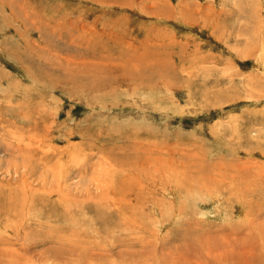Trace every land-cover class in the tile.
Segmentation results:
<instances>
[{"label": "rangeland", "instance_id": "1", "mask_svg": "<svg viewBox=\"0 0 264 264\" xmlns=\"http://www.w3.org/2000/svg\"><path fill=\"white\" fill-rule=\"evenodd\" d=\"M263 227L264 0H0V264H264Z\"/></svg>", "mask_w": 264, "mask_h": 264}, {"label": "bare ground", "instance_id": "2", "mask_svg": "<svg viewBox=\"0 0 264 264\" xmlns=\"http://www.w3.org/2000/svg\"><path fill=\"white\" fill-rule=\"evenodd\" d=\"M210 226H211V225H210ZM222 228H223V227H222ZM239 228H240V227H238V229H239ZM260 228H261V227H260ZM263 228H264V227H263ZM243 229H244V228H243ZM245 229H246V228H245ZM249 229H250V230H249ZM249 229H247V230H249L248 232L251 231V228H250V227H249ZM209 230H210V229H209ZM202 232H203V231H202ZM208 232H209V231H208ZM182 233H183V232H182ZM228 235H230V234H228ZM228 235H227V236H228ZM197 236H198V235H197ZM213 237H215V236H213ZM228 237H229V236H228ZM190 238H192L193 241H191V242H189L188 244L184 245V250H183V252L180 254V257H182V258H191V257H192V256L190 255L191 252H188V251L193 247V245L195 244L194 242H196V244H197L198 241H196V236H195V238H193V236L190 237V235H189V236H186V238H185L186 240H185V241L188 242ZM203 238H204V237H203ZM203 238H202V239H203ZM206 238H207V237H206ZM197 239H198V238H197ZM200 239H201V238H200ZM214 239H215V238H214ZM214 239H212V238L209 237V238L207 239V240H208V241H207V242H208V245H207L206 247L203 246L204 248H202L201 246H200V247H201L202 249H204V250L207 249V250H206V253L209 252L208 249H210V251H211V248H210V245H209V244H211L212 246H215V245H216V244H215L216 242H213ZM190 240H191V239H190ZM215 240L217 241V239H215ZM263 240H264V238H263ZM199 241H200V240H199ZM186 242H185V243H186ZM209 242H210V243H209ZM199 244H204V243L202 242V243H199ZM262 244H264V242H263ZM187 245H188V248H186ZM216 246H217V245H216ZM216 246H215V247H216ZM200 247H199V248H200ZM216 248H217V247H216ZM238 248H239V249H245V248H246V244H240ZM194 249H195V248H193V250H194ZM204 250H203V251H204ZM203 251H202V252H203ZM179 253H180V251H179ZM195 253H197V251H196ZM200 253H201V252H200ZM207 254H208V253H207ZM210 256H211V255H210ZM215 257H216V256H215ZM215 257H212L211 259H213V258H215ZM209 258H210V257H209ZM247 259H248V258H247ZM248 260H249V259H248Z\"/></svg>", "mask_w": 264, "mask_h": 264}]
</instances>
